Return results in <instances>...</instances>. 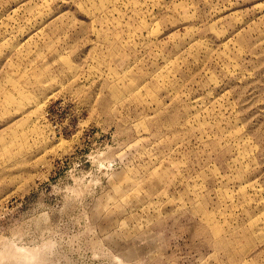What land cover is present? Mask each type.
Segmentation results:
<instances>
[{
  "label": "rangeland",
  "instance_id": "1",
  "mask_svg": "<svg viewBox=\"0 0 264 264\" xmlns=\"http://www.w3.org/2000/svg\"><path fill=\"white\" fill-rule=\"evenodd\" d=\"M0 264H264V0H0Z\"/></svg>",
  "mask_w": 264,
  "mask_h": 264
}]
</instances>
